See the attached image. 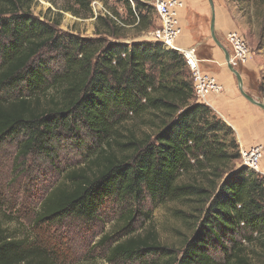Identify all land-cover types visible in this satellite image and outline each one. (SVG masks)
<instances>
[{
	"label": "trees",
	"instance_id": "16d2710c",
	"mask_svg": "<svg viewBox=\"0 0 264 264\" xmlns=\"http://www.w3.org/2000/svg\"><path fill=\"white\" fill-rule=\"evenodd\" d=\"M92 1L71 0L66 11L93 17ZM118 1L127 17H97L106 28L92 38L62 31L61 19L34 16L24 9L29 0H0V144L19 138V157L52 156L53 142L66 137L85 151L46 195L40 220L91 219L110 201L181 202L174 213L191 236L180 254L152 232L118 241L108 262L258 264L247 246L264 251V174L236 166V133L198 98L182 53L117 41L128 26L157 27L154 5ZM135 211L121 218L129 222ZM0 264L55 263L0 223Z\"/></svg>",
	"mask_w": 264,
	"mask_h": 264
},
{
	"label": "rangeland",
	"instance_id": "374dc122",
	"mask_svg": "<svg viewBox=\"0 0 264 264\" xmlns=\"http://www.w3.org/2000/svg\"><path fill=\"white\" fill-rule=\"evenodd\" d=\"M98 1L110 11L111 16L115 17L116 14L120 20L127 17V10L122 2L118 0ZM145 1L154 5V0ZM220 1L235 9L237 15L245 16L246 23L250 24L248 32L250 42H247L251 49V58L245 66L236 67V69L241 74H245L244 76L249 69L250 72L246 77L250 85L246 86L251 87L253 96L264 103V92L258 90L264 82V49L262 47L264 37H261L264 0ZM72 5L71 0H29V4L25 5L24 9L40 19H61L59 29L82 37L93 38L98 36L97 29L105 30V21L99 22L97 19L103 16L102 14L96 18L95 15L87 18L78 17L66 11V8ZM236 6L238 8H235ZM154 13L158 27L159 16L156 10ZM120 20H118L120 25H124ZM210 24L211 16L203 21L202 25L201 23L195 26L188 25L184 15L182 26L184 25L185 29L190 26L191 29L195 28L199 31L196 36L198 40L207 38L213 45L218 46L212 38ZM124 34L123 38L117 40L118 42L150 41L145 38V32L138 33L133 26H128ZM216 36L231 53L227 39L218 34ZM189 49H194L198 59V51H207L205 45H194ZM225 66H227L226 62ZM250 67L253 70H250ZM246 92L252 96L250 92ZM19 141V138L11 137L0 144V223L11 235L25 239L31 245L43 247L53 257L55 264H111L108 262L109 251L118 241H123L130 235L146 236L152 232L163 245L180 254L185 239L191 236L184 222L174 213L175 209L185 208L181 202L154 205L150 200H146L136 206L121 207L116 201H110L105 203L91 219L61 215L55 219L40 220L39 215L46 195L62 181L64 171L81 165L85 151L77 148L78 145L74 139L62 137L53 142L55 151L52 156H39V154L32 153L28 157H19ZM241 165L240 159L236 166ZM129 209H136L135 215L131 221L124 222L121 217ZM258 249L256 243L247 246L252 258L258 264H264V251ZM253 251L259 255L253 254ZM114 264H139V262L119 259Z\"/></svg>",
	"mask_w": 264,
	"mask_h": 264
},
{
	"label": "crops",
	"instance_id": "0c3cea01",
	"mask_svg": "<svg viewBox=\"0 0 264 264\" xmlns=\"http://www.w3.org/2000/svg\"><path fill=\"white\" fill-rule=\"evenodd\" d=\"M185 8L181 10V21L183 17L188 25L203 23L208 17L212 18V8L209 0H183ZM215 6V32L220 37H225L230 31H239L250 42L248 32L249 25L245 21V16L237 15L235 9L223 4L220 0H213ZM235 8H238L237 6ZM186 10V14H185ZM188 28V29H187ZM199 31L195 28L184 27L178 39V44L184 48L205 45L207 51H198L200 65L203 71L216 77L222 85L220 92H213L207 97L205 102L213 108L235 131L238 143L243 148L255 145H264V112L259 106L251 103L244 97L238 87V81L229 67L225 66L226 54L219 46L213 45L207 38H199ZM246 35V36H245ZM222 43V42H221ZM223 44V43H222ZM226 44V43H225ZM228 47V45L226 44ZM206 67V68H205ZM208 67V68H207ZM250 70H253L250 67ZM247 71V70H246ZM250 72L249 69L247 73ZM246 73V76H247ZM244 79V89L251 92V87L245 74H241ZM254 97V96H253ZM256 98V97H255ZM257 99V98H256ZM261 172L264 174V156L261 160Z\"/></svg>",
	"mask_w": 264,
	"mask_h": 264
},
{
	"label": "built area",
	"instance_id": "2783aa9c",
	"mask_svg": "<svg viewBox=\"0 0 264 264\" xmlns=\"http://www.w3.org/2000/svg\"><path fill=\"white\" fill-rule=\"evenodd\" d=\"M91 6L95 18L99 14L108 13L111 15L98 0H93ZM154 6L160 24L143 35L148 40L158 42L165 48L176 50L185 56L192 71L196 95L206 102L211 93L222 90V85L215 76L201 70L200 60L197 58L194 49L184 48L178 44V39L183 32L181 10L185 8V2L183 0H154ZM226 39L231 47L230 60L232 65L235 68L245 66L251 58V49L244 35L239 31H230L227 33ZM240 153L242 165L256 172H261L264 145H255L249 148L241 147Z\"/></svg>",
	"mask_w": 264,
	"mask_h": 264
},
{
	"label": "water",
	"instance_id": "95a60500",
	"mask_svg": "<svg viewBox=\"0 0 264 264\" xmlns=\"http://www.w3.org/2000/svg\"><path fill=\"white\" fill-rule=\"evenodd\" d=\"M209 2L211 4V8H212V18H211L210 30H211V35H212L213 40L215 41V43L220 48H222L225 51L227 66L236 75V78H237V81H238V87H239V90H240L241 94L244 97H246L251 103L259 106L264 111V103L259 101L255 97L249 95L246 92V90L244 89L243 77H242L241 73L232 65L231 60H230V52L228 51V49L221 43V41L216 36V32H215V6H214V3H213V0H209ZM240 167H244V165H241Z\"/></svg>",
	"mask_w": 264,
	"mask_h": 264
}]
</instances>
